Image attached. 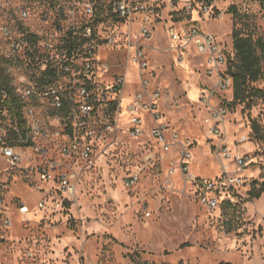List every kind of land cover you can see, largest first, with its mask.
Masks as SVG:
<instances>
[{
    "label": "rangeland",
    "instance_id": "1",
    "mask_svg": "<svg viewBox=\"0 0 264 264\" xmlns=\"http://www.w3.org/2000/svg\"><path fill=\"white\" fill-rule=\"evenodd\" d=\"M202 2L210 5L209 16L200 13ZM148 4L154 10L149 14L153 34L144 42L150 47L145 53L151 82L165 95L161 111L172 129L193 142L190 171L208 180L228 177L233 204L208 211L194 198L193 187H182L179 182L166 186L164 165L155 161L129 190L123 178L138 170L144 156L157 148L148 137L137 142L122 137L79 176L75 200L62 209L50 203L46 197L49 186L30 170L6 180V200L24 202L28 214L24 218L11 208L12 228L0 233V264H132L128 254L133 252L156 264H264V194L254 200L247 195L250 182L262 181L264 176V154L249 128V120L264 123V101H256L249 110L244 104L228 108L226 148L231 158L247 155L252 161L239 171L233 160L217 156V141L204 124L207 108L200 98L214 83L206 76L204 58L191 48L178 64V52L171 50L177 44L167 34L171 27L182 33L194 25L232 48L235 19L231 7L246 16V30L254 28L258 34H264V9L256 0H148ZM139 28L134 27V37ZM98 29L102 35H113L116 43L110 49H124L126 26L106 19ZM106 53L102 56L108 62L122 55ZM129 85L125 98L139 87L134 66L130 67ZM254 87L264 88L263 81ZM231 94L216 95L211 104L225 105ZM42 200L46 207L40 210Z\"/></svg>",
    "mask_w": 264,
    "mask_h": 264
},
{
    "label": "built area",
    "instance_id": "2",
    "mask_svg": "<svg viewBox=\"0 0 264 264\" xmlns=\"http://www.w3.org/2000/svg\"><path fill=\"white\" fill-rule=\"evenodd\" d=\"M95 4V0H0V54L7 60L6 72L22 105L18 116L6 94L0 92L1 234L12 228L10 206L24 218L28 214L24 202L6 200V180L12 174L30 170L49 186L46 197L51 198L50 203L62 209L75 200L79 176L122 137L133 142L148 137L157 148L144 156L138 170L123 178L129 190L140 183L145 167L154 161L161 164L164 155L174 154L168 161L166 186L179 175L185 186L194 188V198L208 211L233 204L228 177L204 180L190 171L193 142L171 129L160 109L165 95L151 82L145 53L150 47L144 42L153 34L149 14L154 10L148 0H110L108 19L127 27L128 39L122 50L110 49L116 43L113 35L99 32L104 17L97 14ZM199 11L209 16L212 9L202 2ZM139 26L134 37V27ZM167 34L177 44L171 50L178 52V64L191 48L204 58L206 76L215 81L200 99L208 111L204 124L217 141V156L233 160L243 171L252 163L251 157L231 158L226 148L228 108L211 104L216 95L232 90L226 75L227 46L194 25L182 33L171 27ZM103 52L122 55L108 62ZM131 66L139 88L125 98ZM45 207L43 200L38 203V209ZM144 211L149 218L150 213Z\"/></svg>",
    "mask_w": 264,
    "mask_h": 264
},
{
    "label": "trees",
    "instance_id": "3",
    "mask_svg": "<svg viewBox=\"0 0 264 264\" xmlns=\"http://www.w3.org/2000/svg\"><path fill=\"white\" fill-rule=\"evenodd\" d=\"M256 1L264 9V0ZM95 2L96 12L104 17L103 20L105 22L110 12V0H95ZM231 9L233 10L235 21L231 33L232 48L227 47L226 75L232 81V98L225 103V106L232 108L237 104H244L249 110L255 105L256 101H264V88L254 87V84L259 81L264 83V34L256 33L254 28L246 30L245 25L247 22L243 20V17L246 16L238 15L234 5ZM104 14H107L106 17ZM238 25L241 26L238 28ZM7 68V60L0 54V92L6 94L7 101L12 103L16 114L20 116L22 105L14 94V88L6 72ZM249 122L251 138L258 143L264 154V123L261 124L258 120H249ZM262 194H264V176H262V181L252 180L250 189L247 192L250 200L258 199ZM128 258L132 264H156L142 260L137 252L128 254ZM178 264L184 263L180 262Z\"/></svg>",
    "mask_w": 264,
    "mask_h": 264
},
{
    "label": "crops",
    "instance_id": "4",
    "mask_svg": "<svg viewBox=\"0 0 264 264\" xmlns=\"http://www.w3.org/2000/svg\"><path fill=\"white\" fill-rule=\"evenodd\" d=\"M146 45H148V44H146ZM205 62V61H204ZM212 80V79H211ZM214 83H213V86H214V84H215V81H213ZM138 85H139V83H138ZM130 86V85H129ZM212 86V87H213ZM139 88V87H138ZM136 90H138V89H136ZM136 90H134V91H136ZM133 91V92H134ZM203 95V94H202ZM163 99H165V98H163ZM201 99V98H200ZM162 101V100H161ZM202 104V103H201ZM203 105V104H202ZM160 106H161V102H160ZM216 106V105H215ZM160 109H161V107H160ZM207 116H208V111H207ZM206 116V117H207ZM205 117V118H206ZM165 118V117H164ZM205 118H204V120H205ZM166 120V119H165ZM167 122V121H166ZM171 128V127H170ZM172 129V128H171ZM174 130V129H173ZM174 131H176V130H174ZM177 132V131H176ZM178 133V132H177ZM179 134V133H178ZM181 137V136H180ZM182 138V137H181ZM174 157V154H166V155H164V159H163V161H162V165H164V168H165V174H164V177H165V180L167 179V169H168V161H169V159H171V158H173ZM191 163H192V161H191ZM191 163H190V165H191ZM192 172V171H191ZM193 173V172H192ZM197 178H199V179H203V178H200L198 175H196L195 173H193ZM204 180H208V179H204ZM181 183V185H182V187H187V186H190V187H192L191 185H184V183H183V181H182V179L180 178V176L179 175H176V176H174V177H172L171 179H170V186H172V184H174V183ZM237 184H238V182H236ZM241 183L243 184V182H239V184L241 185ZM13 200V199H12ZM11 208L12 209H15L13 206H10V208H9V214H10V211H11ZM16 211H17V209H16ZM18 212V211H17ZM19 213V212H18ZM11 216V215H10Z\"/></svg>",
    "mask_w": 264,
    "mask_h": 264
}]
</instances>
